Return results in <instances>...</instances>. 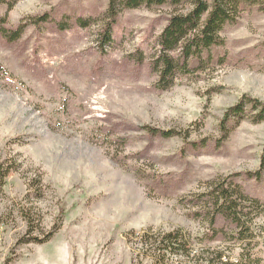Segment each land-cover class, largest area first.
Returning a JSON list of instances; mask_svg holds the SVG:
<instances>
[{"label": "rangeland", "instance_id": "rangeland-1", "mask_svg": "<svg viewBox=\"0 0 264 264\" xmlns=\"http://www.w3.org/2000/svg\"><path fill=\"white\" fill-rule=\"evenodd\" d=\"M119 1L102 45L110 0H0V264H154L169 232L186 250L165 264L264 258V212L252 243L222 218L208 234L224 180L264 203V119L247 100L264 106V0L164 88L157 39L192 4Z\"/></svg>", "mask_w": 264, "mask_h": 264}, {"label": "trees", "instance_id": "trees-1", "mask_svg": "<svg viewBox=\"0 0 264 264\" xmlns=\"http://www.w3.org/2000/svg\"><path fill=\"white\" fill-rule=\"evenodd\" d=\"M167 2L176 8L191 3L193 9L185 15L173 14L169 17L157 39L162 51L151 62L150 67L158 73L156 86L160 88H164L171 83V79L175 74H183L188 71L187 61L190 57H193V61L200 62V65L202 54L210 57L209 50L211 47L221 43L220 33L225 25L235 20L236 14L239 13L243 5H253L258 0H120V5L117 4V6L132 8L143 4L150 6ZM103 16L105 19H103L99 30L102 45L110 41L112 25L117 16L116 0H110ZM177 48L180 49L179 59H175L167 52ZM247 100L256 109L255 119L257 121L264 119L263 104L250 98H247ZM171 133V130L161 132L164 136H169ZM6 170L3 171L0 167V181L6 175ZM235 189L229 188L228 182L224 180V182L219 183L217 187L209 191L211 199L209 202L212 206L210 217L212 228L208 234L210 237H216L221 233L223 229H219L215 221L217 218H222L224 224L230 225L235 230L233 237L237 241L252 243L255 239L252 223L261 212H264V203L258 197L248 196L237 186ZM147 237L146 235L143 236L146 239ZM176 238L171 232L162 233L158 244L159 248L151 250L153 253H157L154 264H165L166 257L169 254L175 255L181 250H186L183 244L180 250H176L171 246L174 241L176 242ZM35 241L43 242L44 240L36 239ZM153 242L156 243L154 240ZM141 243L143 245L142 241ZM161 243L166 245L163 246ZM256 248H243L238 255L237 262L227 258L216 262L207 261L206 264H264V258Z\"/></svg>", "mask_w": 264, "mask_h": 264}]
</instances>
